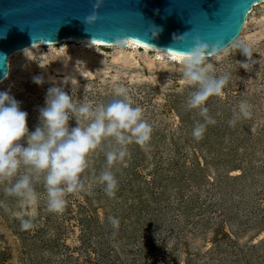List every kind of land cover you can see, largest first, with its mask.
<instances>
[{
	"label": "rangeland",
	"instance_id": "rangeland-1",
	"mask_svg": "<svg viewBox=\"0 0 264 264\" xmlns=\"http://www.w3.org/2000/svg\"><path fill=\"white\" fill-rule=\"evenodd\" d=\"M238 43L251 48L250 60ZM185 59L90 42L34 46L11 57L0 91L20 102L30 131L53 84L94 108L124 87L153 131L144 146L126 145L128 155L110 168L106 154L120 145L103 140L89 155L84 188L67 194L60 212L48 210L43 174L33 181L32 204L6 193L16 178L0 181V264H264V2L237 40L207 61L216 78L229 79L205 102L215 123L199 140L193 129L205 120L187 108L196 86L183 77ZM105 170L117 180L111 196L99 181ZM22 220L32 226L22 229Z\"/></svg>",
	"mask_w": 264,
	"mask_h": 264
},
{
	"label": "clouds",
	"instance_id": "clouds-1",
	"mask_svg": "<svg viewBox=\"0 0 264 264\" xmlns=\"http://www.w3.org/2000/svg\"><path fill=\"white\" fill-rule=\"evenodd\" d=\"M235 47L249 60L253 57L248 45L238 43ZM210 55L205 42L194 40L183 63V77L189 85L196 86L188 98L187 108L199 109L205 120L193 129L197 140L202 138L206 124L215 123L208 115L205 102L210 96L221 95L229 79L227 75L216 78L211 73L207 64ZM240 63L247 69L248 63ZM33 79L37 84L44 82L41 77ZM115 95L118 98L107 105L94 108L87 101L76 104L68 92L53 84L47 90L45 106L40 109L41 123L30 131L28 113L21 109L20 102L8 91H0V181L16 178L5 189L6 193L32 204L37 199L33 181L43 174L48 210L60 212L66 204V195L84 188L82 173L88 166L89 155L103 140L113 138L120 145L106 154L109 168L128 155L126 145L135 142L144 146L151 139L152 126L144 120L141 107L132 105L124 87H117ZM247 108L241 102L240 114L248 116ZM73 117L77 126L70 127ZM81 121L88 123L82 126ZM229 123L234 124L235 120ZM99 181L106 186L108 195L114 194L117 180L112 171H103ZM112 222L118 224L116 220ZM31 226L30 221H21L22 229Z\"/></svg>",
	"mask_w": 264,
	"mask_h": 264
},
{
	"label": "water",
	"instance_id": "water-1",
	"mask_svg": "<svg viewBox=\"0 0 264 264\" xmlns=\"http://www.w3.org/2000/svg\"><path fill=\"white\" fill-rule=\"evenodd\" d=\"M261 2L0 0V83L8 78L15 54L65 41L107 45L133 41L188 56L192 42L199 40L215 56L237 40L248 14Z\"/></svg>",
	"mask_w": 264,
	"mask_h": 264
},
{
	"label": "bare ground",
	"instance_id": "bare-ground-1",
	"mask_svg": "<svg viewBox=\"0 0 264 264\" xmlns=\"http://www.w3.org/2000/svg\"><path fill=\"white\" fill-rule=\"evenodd\" d=\"M262 3V2H261ZM258 4H256L255 6H257ZM254 6V7H255ZM253 7V8H254ZM253 10V9H252ZM65 42H80V43H84V42H86V41H65ZM65 42H62V43H65ZM90 43H94V44H96V45H101V46H114V45H107V44H100V43H96V42H91V41H89ZM125 43H130V44H134L135 46L136 45H138V46H140V47H143V48H147V49H149V50H154V51H159V52H167V53H169L170 55H173V57L176 55V56H179V57H183V58H185V57H187L186 55H181V54H177V53H173V52H168V51H164V50H158V49H154V48H150V47H147V46H144V45H141V44H139V43H137V42H133V41H127V42H121V43H118V44H115V45H121V44H125ZM49 45H53V44H49ZM36 46H44V45H36ZM45 46H47V45H45ZM28 50V49H27ZM218 55V54H217ZM216 56V55H215ZM210 57H213V56H210Z\"/></svg>",
	"mask_w": 264,
	"mask_h": 264
}]
</instances>
